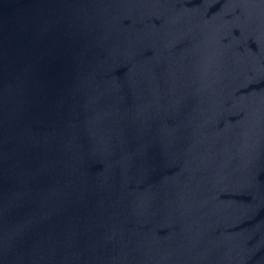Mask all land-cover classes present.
<instances>
[{
  "label": "water",
  "instance_id": "1",
  "mask_svg": "<svg viewBox=\"0 0 264 264\" xmlns=\"http://www.w3.org/2000/svg\"><path fill=\"white\" fill-rule=\"evenodd\" d=\"M0 264H264V0H0Z\"/></svg>",
  "mask_w": 264,
  "mask_h": 264
}]
</instances>
